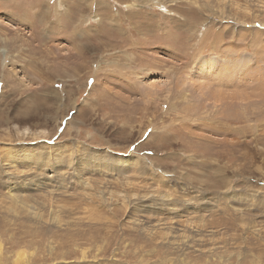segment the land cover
Instances as JSON below:
<instances>
[{
	"label": "rangeland",
	"instance_id": "1",
	"mask_svg": "<svg viewBox=\"0 0 264 264\" xmlns=\"http://www.w3.org/2000/svg\"><path fill=\"white\" fill-rule=\"evenodd\" d=\"M0 264H264V0H0Z\"/></svg>",
	"mask_w": 264,
	"mask_h": 264
},
{
	"label": "bare ground",
	"instance_id": "2",
	"mask_svg": "<svg viewBox=\"0 0 264 264\" xmlns=\"http://www.w3.org/2000/svg\"><path fill=\"white\" fill-rule=\"evenodd\" d=\"M113 159L115 161L122 160L123 163H127V162H129L131 160V157H127V156H124V155H114Z\"/></svg>",
	"mask_w": 264,
	"mask_h": 264
}]
</instances>
